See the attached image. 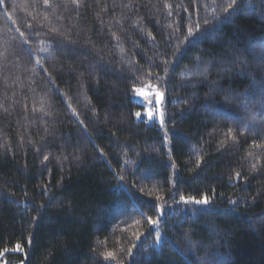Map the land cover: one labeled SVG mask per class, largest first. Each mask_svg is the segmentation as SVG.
<instances>
[{
    "label": "trees",
    "instance_id": "16d2710c",
    "mask_svg": "<svg viewBox=\"0 0 264 264\" xmlns=\"http://www.w3.org/2000/svg\"><path fill=\"white\" fill-rule=\"evenodd\" d=\"M262 53L264 0H0V264H264Z\"/></svg>",
    "mask_w": 264,
    "mask_h": 264
},
{
    "label": "snow or ice",
    "instance_id": "6c2138e0",
    "mask_svg": "<svg viewBox=\"0 0 264 264\" xmlns=\"http://www.w3.org/2000/svg\"><path fill=\"white\" fill-rule=\"evenodd\" d=\"M233 3H235V0H233ZM45 4L47 5V0H45ZM77 6H79L78 3H77ZM165 7H170V5L166 4ZM231 7H232V5L229 4L227 7H225L224 11L227 12L228 8H231ZM208 23H209V21L206 19L204 21V24H208ZM194 29H195V31H194ZM199 29H200V24L199 23L195 24L194 28L193 27H189L187 35L184 37V40L187 41L188 44H194L196 42L201 41L207 33L206 32L205 33H200ZM197 33H199V34H197ZM21 35L23 36L24 33H21ZM25 43H27V40L25 41ZM177 47L179 48V45ZM260 60H261L262 63H264V53L261 54ZM167 64H168V62L165 61V67H167ZM149 75H151V73H149ZM138 79H140V77H138ZM146 88H147L149 93L153 94V96L155 98L156 105H159L162 102L163 98H164V93L162 91H160L159 88H156L155 85H153L152 83L147 84ZM133 91H134V93L136 94L137 97L145 99V100H148L149 102L151 101L152 97L147 96L142 91V89L140 87H135L134 86ZM241 99L246 102L248 100V97H241ZM244 106L246 107V103H245ZM135 115L138 118L141 117V113L140 112H137ZM147 116H148L149 119H152L153 116H154V113H152V111L149 110L148 113H147ZM160 117H161V120H160L161 126H163L164 120H163V113L162 112L160 113ZM81 123H83V121H81ZM229 132H231V129L229 130ZM101 155H103L102 152H101ZM43 159H44V161H47L48 160V156L45 155ZM197 166H199V164ZM253 168H255V165H253ZM236 176L239 177L240 173L237 172ZM121 179H123V177H121ZM157 200H163V197H159L158 196ZM180 201L183 202L184 205L194 204V205L206 206V205H208L210 203L209 198L206 195L201 197V198H196V197H191V196L186 198L184 196H180ZM233 203H235V201H233ZM141 205H143V207H147V205H145L143 203V201H141ZM41 207H43V205ZM141 215H143L142 208H141ZM147 222L150 225H153L154 227H158L159 224H160V221L158 219H153L151 216L148 217ZM137 239H139V237H137ZM156 239H157V243H161V236H160L159 233H157ZM29 244H31V239L29 240ZM7 251H8V249H4V252H7ZM13 251H23V249H22L21 245L18 243L15 246V248L13 249ZM0 255H3V253H0ZM103 255H104V259L105 260H113V261H117V264H121V262L117 260L116 253H114L112 251H108L106 253H103Z\"/></svg>",
    "mask_w": 264,
    "mask_h": 264
},
{
    "label": "rangeland",
    "instance_id": "374dc122",
    "mask_svg": "<svg viewBox=\"0 0 264 264\" xmlns=\"http://www.w3.org/2000/svg\"><path fill=\"white\" fill-rule=\"evenodd\" d=\"M142 89V91L149 97L151 98V101L149 102L148 100L139 98L136 96V94H133L132 100L134 103L138 104L141 106V109L139 110V112L141 113V117L138 118L136 116V119L138 121H145L148 124H153L156 123L159 126H161V117H160V113H163V120H165V112H164V105H165V96L162 100V102L159 105H156L155 102V98L153 96L152 93H149L146 86L140 87ZM151 110L152 113H154V116L152 119H149L147 116L148 111Z\"/></svg>",
    "mask_w": 264,
    "mask_h": 264
}]
</instances>
